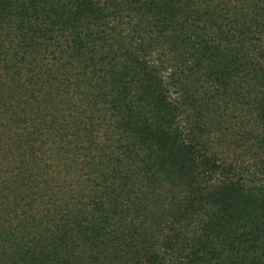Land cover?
Segmentation results:
<instances>
[{"label":"trees","instance_id":"trees-1","mask_svg":"<svg viewBox=\"0 0 264 264\" xmlns=\"http://www.w3.org/2000/svg\"><path fill=\"white\" fill-rule=\"evenodd\" d=\"M0 264H264V0H0Z\"/></svg>","mask_w":264,"mask_h":264}]
</instances>
